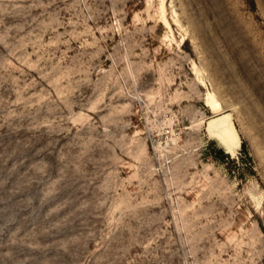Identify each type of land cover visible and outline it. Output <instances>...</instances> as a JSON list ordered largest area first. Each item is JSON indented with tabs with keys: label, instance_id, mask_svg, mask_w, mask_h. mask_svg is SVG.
Wrapping results in <instances>:
<instances>
[{
	"label": "rangeland",
	"instance_id": "374dc122",
	"mask_svg": "<svg viewBox=\"0 0 264 264\" xmlns=\"http://www.w3.org/2000/svg\"><path fill=\"white\" fill-rule=\"evenodd\" d=\"M0 264H264V0H0Z\"/></svg>",
	"mask_w": 264,
	"mask_h": 264
},
{
	"label": "bare ground",
	"instance_id": "6f19581e",
	"mask_svg": "<svg viewBox=\"0 0 264 264\" xmlns=\"http://www.w3.org/2000/svg\"><path fill=\"white\" fill-rule=\"evenodd\" d=\"M206 104L214 113L221 111L219 103L213 100L211 96L206 98ZM210 135L215 137L228 152H233L239 143L238 133L230 122L215 127L214 130H211Z\"/></svg>",
	"mask_w": 264,
	"mask_h": 264
},
{
	"label": "water",
	"instance_id": "95a60500",
	"mask_svg": "<svg viewBox=\"0 0 264 264\" xmlns=\"http://www.w3.org/2000/svg\"><path fill=\"white\" fill-rule=\"evenodd\" d=\"M231 123L233 125V127L235 128L234 124H233V120H232V113L230 111H222L219 113H213L207 120H206V125H205V129L207 131V133H211V130H214L215 127H218L219 125H224L227 123ZM236 130V129H235ZM237 132V131H236ZM215 138V137H214ZM217 140V139H216ZM219 142V141H218ZM220 143V142H219ZM222 146V145H221ZM223 147V146H222ZM224 148V147H223ZM225 152H228L225 148H224Z\"/></svg>",
	"mask_w": 264,
	"mask_h": 264
},
{
	"label": "trees",
	"instance_id": "16d2710c",
	"mask_svg": "<svg viewBox=\"0 0 264 264\" xmlns=\"http://www.w3.org/2000/svg\"><path fill=\"white\" fill-rule=\"evenodd\" d=\"M252 3H253V0H252ZM241 152H242V154H244L245 156H248V158H250V156L247 154L248 150H247V144H246L245 140H242V142H241ZM216 154H217L216 156H219L221 158H223L225 155L221 148L218 149V152Z\"/></svg>",
	"mask_w": 264,
	"mask_h": 264
}]
</instances>
